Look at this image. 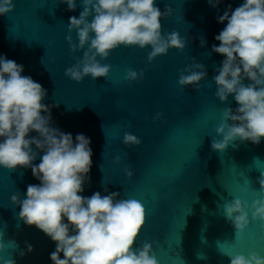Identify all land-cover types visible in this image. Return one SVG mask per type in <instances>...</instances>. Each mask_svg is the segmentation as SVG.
Here are the masks:
<instances>
[{"label": "water", "instance_id": "1", "mask_svg": "<svg viewBox=\"0 0 264 264\" xmlns=\"http://www.w3.org/2000/svg\"><path fill=\"white\" fill-rule=\"evenodd\" d=\"M243 2L223 0L217 8L208 0H156L162 12L166 6L173 9L171 16L161 18L162 33L178 31L187 41L185 50L169 49L149 63L150 46H121L101 60L111 65L109 77L88 76L82 82L65 75L83 57V50L73 53L66 39L69 18H79L83 11L81 0L75 11L58 0H14V11L0 16V56L23 65L22 75L47 90L43 103L52 106L51 126L72 134L74 142L81 133L92 141L90 180L80 195L119 192L121 198L140 200L147 223L134 247L152 243L160 264H230L219 249L233 255L255 251L264 256V222L253 221L240 239L223 216V204L234 198L249 205L264 200L258 183L264 173V138L260 144L236 140L223 153L211 147L214 139H223L216 133L222 110L239 106L234 94L227 102L215 95L213 77L225 57L213 52L212 46L219 45L215 36L227 23L217 18L229 5L234 10ZM71 35L78 43L77 33ZM201 38L206 41L203 46ZM192 58L207 71L199 90L178 82L181 72L194 64ZM129 68L143 71V78L125 80ZM158 113H163L162 118L156 119ZM125 133L136 135L142 143L126 146ZM31 137L38 133L30 132ZM32 148L38 153L33 163L38 165L44 153L35 145ZM117 156L120 163L115 162ZM126 169L134 173L131 178ZM39 183L31 168L0 167L4 245L0 264L8 260L54 264L50 254L56 243L35 226L26 225L19 217L20 206L11 201L15 193L25 199L27 186ZM28 245L34 250L29 252Z\"/></svg>", "mask_w": 264, "mask_h": 264}, {"label": "clouds", "instance_id": "2", "mask_svg": "<svg viewBox=\"0 0 264 264\" xmlns=\"http://www.w3.org/2000/svg\"><path fill=\"white\" fill-rule=\"evenodd\" d=\"M58 2L66 3L70 11L76 10L77 0ZM81 2L83 11L79 18H69L66 37L73 53L83 50L82 59L65 71L76 82L88 76L109 77L111 65L101 60L109 58L121 46L142 49L150 46L149 63L167 54L169 49L182 52L186 48L187 41L178 31L162 33L161 18L171 16L173 9L166 6L162 12L156 0ZM222 2L208 0L217 8ZM14 9V0H0V16ZM217 19L219 23H227L215 36L219 45L212 46L213 52L225 57L213 77L217 86L215 95L227 102L234 94L239 105L236 109L222 110L216 133L223 139H214L211 147L223 153L236 140L260 144L264 138V0H244L234 10L229 5V10ZM73 31L77 33L78 43L73 40ZM205 43L201 38V46ZM192 60L194 64L181 72L178 82L199 90L207 71L204 64ZM23 72V65L0 56V167L31 168L33 176L40 181L27 186L25 199L21 200L19 193L11 196V201L20 206V219L56 243V250L50 254L54 264H160L152 243L145 241L134 247L147 223V211L140 200L121 198L119 192L80 195L86 180H90L92 141L81 133L74 142L72 134L51 126L52 106L43 103L47 90L32 77L22 75ZM143 76V71L129 68L125 80L137 81ZM245 79L251 83L245 84ZM162 116L163 113H158L156 119ZM33 131L38 137L29 138ZM123 143L131 146L142 141L132 133H125ZM32 145L44 153L38 165L33 163L38 153ZM120 159L115 157V162L120 163ZM125 171L129 178L134 175L129 169ZM258 183L264 189V173ZM223 216L233 225L235 235L243 239L253 221L264 222V200L257 199L249 205L234 198L223 204ZM3 249V233H0V253ZM33 250L28 245V251ZM219 250L230 258V264H264V256L255 251L233 255ZM5 264L15 261L8 260Z\"/></svg>", "mask_w": 264, "mask_h": 264}]
</instances>
